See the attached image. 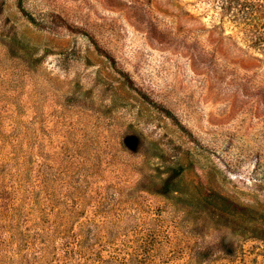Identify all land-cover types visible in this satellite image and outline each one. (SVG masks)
<instances>
[{"label": "rangeland", "instance_id": "374dc122", "mask_svg": "<svg viewBox=\"0 0 264 264\" xmlns=\"http://www.w3.org/2000/svg\"><path fill=\"white\" fill-rule=\"evenodd\" d=\"M258 1L0 0V264H264Z\"/></svg>", "mask_w": 264, "mask_h": 264}, {"label": "trees", "instance_id": "16d2710c", "mask_svg": "<svg viewBox=\"0 0 264 264\" xmlns=\"http://www.w3.org/2000/svg\"><path fill=\"white\" fill-rule=\"evenodd\" d=\"M230 4H226L224 9L229 11L231 3L234 4L235 0H229ZM244 21L250 24L252 28L249 31L254 34L255 47L258 48L264 59V0L258 2H246L242 7Z\"/></svg>", "mask_w": 264, "mask_h": 264}]
</instances>
